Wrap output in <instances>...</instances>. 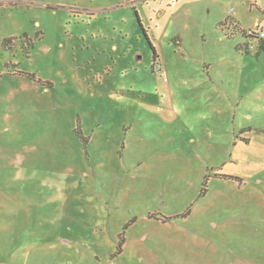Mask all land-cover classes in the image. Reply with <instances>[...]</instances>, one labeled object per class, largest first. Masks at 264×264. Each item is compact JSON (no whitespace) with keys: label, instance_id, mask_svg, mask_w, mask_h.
Returning a JSON list of instances; mask_svg holds the SVG:
<instances>
[{"label":"rangeland","instance_id":"obj_1","mask_svg":"<svg viewBox=\"0 0 264 264\" xmlns=\"http://www.w3.org/2000/svg\"><path fill=\"white\" fill-rule=\"evenodd\" d=\"M256 30L264 0H0V264H264Z\"/></svg>","mask_w":264,"mask_h":264},{"label":"trees","instance_id":"obj_2","mask_svg":"<svg viewBox=\"0 0 264 264\" xmlns=\"http://www.w3.org/2000/svg\"><path fill=\"white\" fill-rule=\"evenodd\" d=\"M248 37H249V38H255L256 40H259V41H260V44H259V52H258V54H260L261 52H264V40L258 38V36L256 35V32H249V33H248ZM10 43H11V40H5V41H4V43H3V47H4L5 50H6V48H7V44H10ZM237 49H238L239 51H241V50H240V47H237ZM7 50H8V48H7ZM244 55L249 56V55H251V52H250L249 50H247V51L244 52ZM155 61H156V59H155ZM19 74L24 75V74L21 73V72H20ZM28 77L31 78V79H34V76H32V75H28ZM78 125H80L79 121H78ZM77 128H78V127H77ZM79 129H80V128H79ZM243 131H244V130H242V133H243ZM78 132H79V130H77V133H78ZM78 134L81 135L80 132H79ZM88 140H89V138H87V137H85V138H84V137H81V141L83 142V147H84L85 150L88 149ZM223 177H224L225 179H227V180L239 181L240 183H242V181H243V178H241V177H239V176L223 175ZM208 180H209V177H206V178H205V185L207 184ZM205 194H206V190H203V191L201 192V194H200L199 197L202 198V197L205 196ZM189 216H190V209H189L187 212H185L184 214H182V215H176V216H174V217H172V218L169 217V220H172V219H179V218H187V217H189ZM130 226H131V223L127 224V225L125 226L124 231H126ZM122 235H123V236H122V240L120 239L119 244H118V247H117V255H121V254L123 253V251H122V247H123V245L125 244V240H126V238H125L124 233H122Z\"/></svg>","mask_w":264,"mask_h":264},{"label":"built area","instance_id":"obj_3","mask_svg":"<svg viewBox=\"0 0 264 264\" xmlns=\"http://www.w3.org/2000/svg\"><path fill=\"white\" fill-rule=\"evenodd\" d=\"M256 32V35L258 36V38H260V39H264V31L263 30H256L255 31ZM110 264H112V263H110Z\"/></svg>","mask_w":264,"mask_h":264},{"label":"crops","instance_id":"obj_4","mask_svg":"<svg viewBox=\"0 0 264 264\" xmlns=\"http://www.w3.org/2000/svg\"><path fill=\"white\" fill-rule=\"evenodd\" d=\"M264 40V39H263ZM114 264V263H113Z\"/></svg>","mask_w":264,"mask_h":264}]
</instances>
